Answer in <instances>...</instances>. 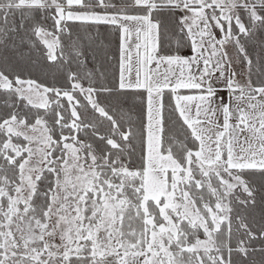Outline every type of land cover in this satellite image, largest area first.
Masks as SVG:
<instances>
[{"label":"snow or ice","instance_id":"obj_1","mask_svg":"<svg viewBox=\"0 0 264 264\" xmlns=\"http://www.w3.org/2000/svg\"><path fill=\"white\" fill-rule=\"evenodd\" d=\"M0 264H264V0H0Z\"/></svg>","mask_w":264,"mask_h":264}]
</instances>
